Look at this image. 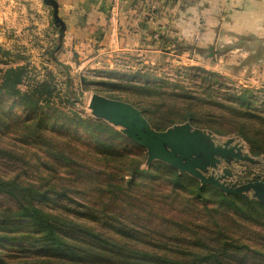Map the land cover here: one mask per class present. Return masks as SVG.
<instances>
[{
    "label": "trees",
    "instance_id": "1",
    "mask_svg": "<svg viewBox=\"0 0 264 264\" xmlns=\"http://www.w3.org/2000/svg\"><path fill=\"white\" fill-rule=\"evenodd\" d=\"M0 53L11 54L2 47ZM27 72L26 66L0 67V106L2 101L14 100L31 113L11 122L2 116L0 120V197L5 200L0 202V264H247L246 258L264 264V251H256L252 242L233 234L247 225L264 230L258 214L249 216L250 210L264 211V202H248L203 186L160 160L143 169L148 153L138 145L134 151L116 150L114 139L133 142L103 119L61 113L68 123L91 135L96 144L87 148L93 154L81 153L75 134L45 135L43 116L49 115L48 110L60 115L53 106H40L50 103L54 88L44 80L24 91ZM246 93L223 97L216 93L218 99L232 104L217 102L211 93L207 98L183 93V102L210 105L206 112L210 121H215L216 108L230 112L241 121L235 120L230 131L246 140L253 155H264V110L253 105ZM141 111L156 113L150 108ZM187 113L198 123L195 118L201 114ZM14 125L21 138L13 147L5 136ZM42 159L45 165L64 167L68 183H60L54 171L45 176L39 166ZM143 173L147 176L138 181ZM72 176L81 178L75 181L95 192L102 206L97 201L93 206L70 203V194L78 192ZM176 213L188 218L196 213L204 221L198 225Z\"/></svg>",
    "mask_w": 264,
    "mask_h": 264
},
{
    "label": "rangeland",
    "instance_id": "2",
    "mask_svg": "<svg viewBox=\"0 0 264 264\" xmlns=\"http://www.w3.org/2000/svg\"><path fill=\"white\" fill-rule=\"evenodd\" d=\"M32 1L26 6V13L20 14L18 9L11 8L0 15V19H3L0 47L11 52L10 55L0 53V67L26 66L28 77L21 86L24 91L32 90L37 83L44 80L53 86L50 103L40 106H53L60 111V115L48 110L49 115L43 116L45 135L61 133L64 136L60 137L63 138L75 134L78 138L75 140L77 145L82 146L80 149L83 148L81 153L87 151L93 154L87 148L96 144L91 135L68 123L61 113L73 116L72 112H76L83 117L99 119L90 109L93 94H99L129 102L140 110L150 108L156 113L152 116L146 112L145 116L149 118V123L155 130L165 131L175 126L190 124L191 132L199 130L203 133L201 140L208 147L226 149V154H213L210 160L202 153L193 152L189 157V160L203 158L206 164L202 173L207 178L213 177L221 184L237 189L256 182L264 184V155H253L246 140L236 132L230 131L233 130V122H241L240 119L233 117L226 110L216 108L215 121H210L211 116L206 114L210 111V105L194 102L195 106H190L189 102H183V93L200 98H207L211 93L218 99L216 93L219 97L225 94L241 96L246 93L244 89H247L246 96L250 98L251 103L264 110V47L249 43V40H244L242 36L232 43L225 41L217 46H200L198 43L202 36L198 39L199 34H193L191 41L183 37L182 41H175V33L165 32H155L154 44L150 46L132 43L127 31L120 32L121 35L116 34L109 40L108 35L111 32L87 29L82 16L77 15L72 19L68 15H61L58 10V21L51 5L46 4L44 0ZM72 20L76 21L70 24ZM164 35L169 38L166 44L161 40ZM224 39L229 38L227 36ZM13 101H2L0 120L2 116V120L11 122L17 117L31 114ZM217 102L232 104L220 99ZM189 111L201 114L199 119L195 118L198 123L186 117ZM1 123L2 121L0 125ZM112 125L124 134L121 126ZM164 125L165 130L162 129ZM14 127L5 136V140L11 142L13 147L16 143L20 144L21 138L16 132V125ZM133 143L115 139L112 142L116 150L122 151L137 150V144ZM145 151L143 148L142 152L146 153ZM42 160L39 166L45 176L54 171L60 178V183H68L64 167L52 163L45 165L44 159ZM154 162L155 160L149 162L147 156L142 168L147 170ZM46 167L49 171H46ZM80 167L75 169V172L79 173ZM179 172L201 182L187 172ZM143 176L147 175L140 174L138 181H143ZM75 177L72 176L70 181L78 192L70 194V203L74 200L93 206L97 201L99 205L101 200L98 195L88 190L84 182L75 181L81 180ZM201 184L208 185L202 182ZM237 196L245 198L248 202L257 199L253 188L244 189L242 194ZM179 201L177 199L176 203ZM0 202L5 200L0 197ZM249 213V216L258 214L256 218L259 216L264 220V211L260 209L250 210ZM177 215H182L183 220H193L198 225L204 221L202 215L197 218L196 213L189 218L182 213H176L175 216ZM242 227L238 232L232 233L235 236H243L246 242H252L250 245L256 251H264L263 228L257 225ZM246 259L247 264L254 263L253 259Z\"/></svg>",
    "mask_w": 264,
    "mask_h": 264
},
{
    "label": "crops",
    "instance_id": "3",
    "mask_svg": "<svg viewBox=\"0 0 264 264\" xmlns=\"http://www.w3.org/2000/svg\"><path fill=\"white\" fill-rule=\"evenodd\" d=\"M30 1L33 2L0 0V15L11 8L18 9L20 14L26 13ZM56 1L61 15H68L72 19L77 15L82 16L87 29L111 32L109 40L127 31L132 43L150 46L154 44L155 32H165L175 33V41H182V37L191 41L193 34H199L198 39L202 36L198 43L200 46H217L225 41L232 43L242 36L249 43L264 47V0ZM75 21L72 20L70 24ZM1 25L3 19H0V28ZM227 36L229 39H224ZM168 39L161 36L163 44Z\"/></svg>",
    "mask_w": 264,
    "mask_h": 264
},
{
    "label": "water",
    "instance_id": "4",
    "mask_svg": "<svg viewBox=\"0 0 264 264\" xmlns=\"http://www.w3.org/2000/svg\"><path fill=\"white\" fill-rule=\"evenodd\" d=\"M54 9L56 20H60L58 15L59 5L56 0H44ZM90 109L95 116L111 124L121 126L123 133L127 135L137 145L146 149L149 162L160 160L168 165L187 172L200 179L203 184L212 185L227 193L241 195L244 189L253 188L258 200L264 202V184L256 182L248 184L242 188L228 187L221 184L219 180L203 175L205 168L203 158L189 160L193 152L204 154L206 159H211L213 154H226L224 148L208 147L203 142L199 130L191 132V125L175 126L165 131L155 130L143 112L135 105L116 99H111L99 94H93L90 101ZM185 158H188L185 160Z\"/></svg>",
    "mask_w": 264,
    "mask_h": 264
}]
</instances>
